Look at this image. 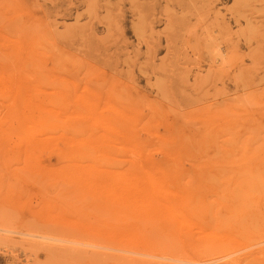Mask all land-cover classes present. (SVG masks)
<instances>
[{"label": "rangeland", "instance_id": "rangeland-1", "mask_svg": "<svg viewBox=\"0 0 264 264\" xmlns=\"http://www.w3.org/2000/svg\"><path fill=\"white\" fill-rule=\"evenodd\" d=\"M0 72L31 88L57 137L27 158L0 128V264H264V243L251 245L264 237V0H0ZM100 113L121 130L136 120L137 143L120 134L89 145L102 154L67 155L68 137L107 135ZM146 157L165 165L188 223L153 221L150 248L79 246L104 240L73 210L117 220L69 164L121 175Z\"/></svg>", "mask_w": 264, "mask_h": 264}, {"label": "bare ground", "instance_id": "bare-ground-1", "mask_svg": "<svg viewBox=\"0 0 264 264\" xmlns=\"http://www.w3.org/2000/svg\"><path fill=\"white\" fill-rule=\"evenodd\" d=\"M11 39L13 40L14 38ZM8 41L10 42L11 40ZM11 45L16 46L13 43H11ZM9 79L4 78V75L2 76L0 74V112L2 109H5V115L0 118V128L4 124H8L10 132L7 137L9 140L11 137H14V139H12L14 140V147L17 150V153L25 155L27 158H32L36 156L37 152L40 153L49 147V145H53L55 138L57 137H54L47 129L49 127L48 112L43 109V106L40 103H31L25 98L27 91H31V88L21 79H16L15 81ZM8 100L11 101L9 102ZM93 100L95 105H90V107L91 110L95 112L97 109H101L100 107L102 103L96 98H93ZM99 115L100 116H98L97 120L93 121V124L107 132V135L104 136L103 140L97 137H93L92 139L90 137H68L67 143L70 148L67 155L74 157L79 161H83L82 157L86 155L102 154L99 148L90 147L89 145L93 143L96 146H99L100 143L105 140L115 141L116 137L120 134L126 143H137L135 140L139 135L135 130L136 128L134 129L136 120L127 122L125 124L126 126L123 127V130H121L118 126L112 125L110 118L102 113ZM36 123H40V126H36ZM137 152L138 155L144 156L142 155L143 152L141 149L137 148ZM87 162L88 161L83 163V165L76 162V164H78L77 166L74 163L72 164L75 166L71 164H69L70 166L68 165V172L72 176L70 178L71 182H73L78 191L91 196L94 207L98 209L104 208L106 211H112L114 218L117 221L111 222L112 224L108 227L107 225L110 222H108L106 218H101L96 213L89 212L78 206L79 208L72 211L73 216L76 218V225L73 226L81 233L90 234L94 236V238L101 237L104 240V242L102 241L103 243H101L102 245L98 243L97 239L75 240L77 244H80L79 246L82 245L106 250L112 249L107 245V241H114L121 245L131 244V246H140V248H150L153 247V243H151L149 238L150 228L155 226L153 221L162 220L163 222L166 221L167 223H170V225L175 224V226L177 224L183 225L188 223L187 216L183 210V206L186 202L182 199H178L179 197L176 192L168 187L170 183V174L168 170L165 169V165L160 161L155 160V158L151 159L146 157L141 163L135 165L132 169H124V171L121 172V175L111 172L109 173L105 168L101 167V169H99L94 164H87ZM72 206H74V203ZM75 207H73V209ZM115 212L117 214H115ZM123 216L131 217L134 220L129 221L128 218L121 221ZM153 235L155 236L154 233ZM92 236H90V239H92ZM40 237L44 238L43 235ZM260 238L257 242L251 243V245L253 246L255 244L257 246V244L264 243V237ZM56 239L58 240V238ZM59 239L62 240V238ZM64 240L66 241L67 239ZM154 240H152V242H154ZM121 245L118 246L121 247ZM169 246L168 249H170ZM158 248L160 249V247ZM70 250L85 251L74 248H70ZM95 252L94 254H96ZM253 254L254 253H252V255ZM249 255L251 254L249 253ZM251 256L249 257V261H251ZM117 257L115 256V259H112L116 260ZM133 259L135 260V258ZM255 259L253 261H256ZM229 261L233 263L236 260L232 258ZM123 264H125V262Z\"/></svg>", "mask_w": 264, "mask_h": 264}]
</instances>
